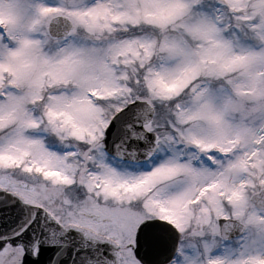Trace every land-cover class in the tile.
<instances>
[{
	"label": "snow or ice",
	"instance_id": "6c2138e0",
	"mask_svg": "<svg viewBox=\"0 0 264 264\" xmlns=\"http://www.w3.org/2000/svg\"><path fill=\"white\" fill-rule=\"evenodd\" d=\"M0 264H264V0H0Z\"/></svg>",
	"mask_w": 264,
	"mask_h": 264
}]
</instances>
